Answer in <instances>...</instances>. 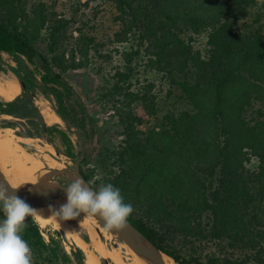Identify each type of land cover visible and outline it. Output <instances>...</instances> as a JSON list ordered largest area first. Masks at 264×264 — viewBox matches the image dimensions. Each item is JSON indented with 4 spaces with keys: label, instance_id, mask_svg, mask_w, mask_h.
<instances>
[{
    "label": "trees",
    "instance_id": "obj_1",
    "mask_svg": "<svg viewBox=\"0 0 264 264\" xmlns=\"http://www.w3.org/2000/svg\"><path fill=\"white\" fill-rule=\"evenodd\" d=\"M99 3L114 7L112 41L124 47L114 49L120 62L101 92L114 109L120 139L103 146L93 168L81 166L84 179L94 189L118 187L134 208L128 220L176 264H264V0ZM28 4L0 0V53L11 57L8 68L20 84L12 100L0 98V128L50 144L58 134L63 154L75 161L84 154L73 152L68 131L78 128L81 144L89 136L67 108L72 90L65 73L111 55L80 28L67 49V20H51L40 0ZM33 62L39 77L28 65ZM141 62L187 105L147 132L136 127L141 118L131 109L140 100L156 117L153 83L136 87ZM38 95L53 101L65 129L46 123ZM26 222L22 236L33 264H85L83 250L63 232L43 230L31 217ZM80 238L89 241L86 234Z\"/></svg>",
    "mask_w": 264,
    "mask_h": 264
},
{
    "label": "rangeland",
    "instance_id": "obj_2",
    "mask_svg": "<svg viewBox=\"0 0 264 264\" xmlns=\"http://www.w3.org/2000/svg\"><path fill=\"white\" fill-rule=\"evenodd\" d=\"M40 1L45 3L46 13L51 20H67L68 23L65 30V38L68 43L67 49L74 46L73 44L79 37V31L77 29L80 28L85 35L95 37L103 53H109L111 55V59L105 62L95 56L90 68L75 69L65 73V78L72 90V95L66 102L67 108L73 115L75 122H82L84 124V129L89 136L86 143L81 144L80 141H77L76 137V133L79 132L78 128L71 127L68 134L73 143L72 149L74 153L82 152L84 154L83 156L86 157L87 161L81 163L82 168H93L96 162L91 161V159L96 158L103 146H114L120 139V134L118 133L120 127L117 123V117L113 116L115 113L114 109L101 100L102 88L107 84L108 78H110V75L114 72V67L120 62L119 56L115 53L114 49L116 47L119 48V50L124 48L112 41L114 32L118 30L114 18L116 11L112 5L99 3V0ZM34 2H36V0H29L28 6L30 7ZM0 55V87H5L7 79H10L17 83L20 88L18 80L8 68V64H14L11 57L6 53H0ZM144 64L145 62H141L137 68L139 71V84L136 87H141L147 82L153 83L154 86L152 87L151 93L155 95L156 99V117L152 118L147 114L140 100H135L131 104V109L135 116L141 118V124H135L136 127L141 131L147 132L149 129L155 127V130H158L164 115L172 111L178 112L179 110H183L187 108V105L174 86L171 87L161 74H156L149 70ZM28 65L36 76L39 77L41 69L36 65V62L29 63ZM98 66H102L101 74L96 73V67ZM36 103L39 107L46 105L53 111V101L44 98L42 95H38ZM58 123L62 128H66L62 121ZM10 130V134L16 136L14 130ZM15 139L17 138L15 137ZM28 139L26 143L20 142L23 148L35 153L36 156H39V159L43 161L44 158H50L57 162L54 168L48 166L46 163H42L48 170H51L49 174L50 179L57 183H66V181H70L67 175L58 173L60 170L71 171L72 163L74 162V160L63 154L65 146L62 144L59 135L54 134L52 137V144L41 138ZM99 175H101V173L98 174V176ZM0 219L2 218L0 217ZM35 221L37 220L35 219ZM66 222L73 228L78 237H80V234H86L89 238L90 228H92L95 233L96 231L94 228L97 227L99 229L98 236L100 240L104 242L103 244L106 245L105 247L107 250L114 253V257H110L106 254L97 255L99 264H106V261H108L109 264H124L127 262V257L132 255L128 246L120 242L123 240L118 237V240H120L118 241L116 235L106 229L103 222L100 220L93 223L89 215L81 213L76 219L67 220ZM39 225L43 230L49 227L63 232L60 228L53 226L51 223L46 225H41L39 223ZM63 234L68 244L73 243L77 245L71 237H68L64 232ZM66 248L69 249L68 245ZM80 248L83 249L82 247Z\"/></svg>",
    "mask_w": 264,
    "mask_h": 264
},
{
    "label": "clouds",
    "instance_id": "obj_3",
    "mask_svg": "<svg viewBox=\"0 0 264 264\" xmlns=\"http://www.w3.org/2000/svg\"><path fill=\"white\" fill-rule=\"evenodd\" d=\"M18 190L0 183V212L3 213V219H0V264H33L32 249L22 234L28 227L26 219L35 220L40 212L21 198ZM65 190L66 203L59 208L49 206L51 213L60 220L76 219L84 213L99 217L109 231H122L134 212L132 204L125 202L121 190L111 183H101L93 189L81 176L73 174Z\"/></svg>",
    "mask_w": 264,
    "mask_h": 264
},
{
    "label": "bare ground",
    "instance_id": "obj_4",
    "mask_svg": "<svg viewBox=\"0 0 264 264\" xmlns=\"http://www.w3.org/2000/svg\"><path fill=\"white\" fill-rule=\"evenodd\" d=\"M9 78V77H8ZM5 85V84H4ZM20 92V88L17 83L10 79H7L6 86L0 87V98L6 101L12 100ZM40 111L48 124L58 123L60 118L46 105L40 107ZM10 129L0 128V175L3 178H13L23 181L30 185V187L39 195L46 196L49 189L48 185H53L50 181V172L42 163H46L48 166L54 168L57 162L50 158H44V161L39 159L35 153L27 151L20 142L26 143L27 138L18 136H12ZM15 137L17 139H15ZM48 149V148H47ZM66 197H61L53 203L54 208H59L60 205L66 203ZM39 210V214L35 218L41 225L51 223L53 226L60 228L68 237H71L78 246L82 247L85 255V264H99V258L97 255L106 254L110 257H114V253L106 249L99 236L98 228L95 227V231L92 228L89 229V242H84L78 237L73 228L68 225L65 220L56 218L48 208H36ZM91 221L97 222L99 217L95 218L89 215ZM97 234V235H96ZM118 240V237L116 236ZM120 241V240H118ZM125 243L132 255L127 257V262L124 264H145L139 259L137 254ZM151 252L155 254L161 264H176L172 258L154 250L147 244H144Z\"/></svg>",
    "mask_w": 264,
    "mask_h": 264
},
{
    "label": "water",
    "instance_id": "obj_5",
    "mask_svg": "<svg viewBox=\"0 0 264 264\" xmlns=\"http://www.w3.org/2000/svg\"><path fill=\"white\" fill-rule=\"evenodd\" d=\"M20 85V84H19ZM8 129V128H7ZM23 138V137H22ZM82 156L78 157L72 163V170L71 171H58L59 174H65L70 178V181L66 183H57L53 182L51 179L50 181L53 182V185L49 189L46 196H39L29 184L13 179V178H3L0 175V183H6L11 188H19L18 195L25 199L32 207L34 208H48L50 205L52 206L53 203L61 197H66V190L65 187L68 183L71 182V178L73 174H77L81 176L83 179V175L81 174V161ZM85 180V179H84ZM86 181V180H85ZM87 182V181H86ZM90 185V184H89ZM90 187H92L90 185ZM93 188V187H92ZM31 189V191H30ZM94 189V188H93ZM103 222L102 220H100ZM117 237L121 238L124 242H126L130 248L137 254L139 259L143 261L145 264H161L157 259H155V254L151 252L144 244L147 243L154 252H159L164 254L159 249H157L148 239L144 237V235L129 221L127 220V227L122 231H111ZM166 255V254H164ZM109 264L108 261L105 262Z\"/></svg>",
    "mask_w": 264,
    "mask_h": 264
},
{
    "label": "crops",
    "instance_id": "obj_6",
    "mask_svg": "<svg viewBox=\"0 0 264 264\" xmlns=\"http://www.w3.org/2000/svg\"><path fill=\"white\" fill-rule=\"evenodd\" d=\"M28 139V138H27ZM29 140V139H28Z\"/></svg>",
    "mask_w": 264,
    "mask_h": 264
},
{
    "label": "flooded vegetation",
    "instance_id": "obj_7",
    "mask_svg": "<svg viewBox=\"0 0 264 264\" xmlns=\"http://www.w3.org/2000/svg\"><path fill=\"white\" fill-rule=\"evenodd\" d=\"M67 182V181H66ZM64 183V182H63Z\"/></svg>",
    "mask_w": 264,
    "mask_h": 264
}]
</instances>
